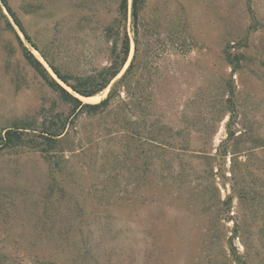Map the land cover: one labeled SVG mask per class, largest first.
I'll list each match as a JSON object with an SVG mask.
<instances>
[{
    "label": "rangeland",
    "instance_id": "374dc122",
    "mask_svg": "<svg viewBox=\"0 0 264 264\" xmlns=\"http://www.w3.org/2000/svg\"><path fill=\"white\" fill-rule=\"evenodd\" d=\"M121 1L8 0L32 45L0 2V132L21 119L38 126L70 109L26 63L22 47L52 76L39 51L62 72L93 73L108 65L104 28ZM123 25L130 40L123 70L135 54L130 85L148 115L126 117L117 106L121 92L102 118H74L63 153L52 161L27 146L0 149V264H96L97 251L106 250L98 240L103 221L112 222L113 253L102 264H238L225 243L234 223L248 242L244 249L235 238L236 251L247 255V264H264V0H147L136 49L131 0ZM227 50L239 56L236 71L225 60ZM115 80L94 100L78 98L99 103ZM229 80L235 85L232 130L246 140L237 157L246 164V198H233L226 213L232 220L224 221L211 204L230 195L228 183L215 179L218 194L209 190L208 197L185 194L209 184L193 158L215 154L227 136ZM132 130L142 132L134 139L153 157L149 164L131 150ZM225 162L229 168L230 156ZM211 236L221 241L213 244ZM93 243L99 247L92 256L78 255Z\"/></svg>",
    "mask_w": 264,
    "mask_h": 264
},
{
    "label": "trees",
    "instance_id": "16d2710c",
    "mask_svg": "<svg viewBox=\"0 0 264 264\" xmlns=\"http://www.w3.org/2000/svg\"><path fill=\"white\" fill-rule=\"evenodd\" d=\"M146 1L147 0H131V17L133 23L135 49L137 47L136 36L138 32L139 15ZM0 2L9 14L10 18L13 20L14 24L21 30L27 42L31 44L29 36L23 29L21 21L11 9L8 0H0ZM126 16L127 0H122L117 10V17L104 28V36L106 41L110 43L108 65L99 69H95L93 73L86 75H74L62 72V70L57 67L43 52L39 51L41 57L46 62L52 73L63 85L70 88L72 93H70L59 82H57L49 73V71L43 66V64L27 48L24 46L22 47L23 57L26 63L38 74L43 82L58 95L59 100L69 106L70 109L65 117L58 116L56 120H50L49 122L44 121L39 123L38 126L35 124L36 121L34 122L30 119H21L18 122H15L11 127L5 128L2 132H0L1 150L18 146H27L32 149H38L45 154L48 160L52 161L53 158H55L56 153L58 151H62V148L60 147L61 142L68 135L69 128L74 127V118L77 119L80 117V120L84 121L83 123L102 118L111 111V103L113 99L116 96L120 97L121 92L125 95V98L119 99L120 101L117 106H122L126 117L133 118L136 113H140V115L143 113L145 116L148 115L146 114L148 113L146 112V106L141 108V105L145 102L144 98H142L137 93V91H133L130 85L131 77L134 75L132 73L136 58L135 54L133 55L128 66L125 68V70H123L128 61L130 53V40L123 25L124 20H126ZM225 60L232 68V71L237 70L240 61L237 54L233 55L229 50H227L225 52ZM119 75L120 77L116 79ZM114 80L115 82L110 88L106 98L101 100L99 103L87 104L75 97V95H79L83 98L96 96L100 92L104 91ZM136 84L138 83L136 82ZM225 89L226 99L223 105L225 113L229 114V120L226 124L227 136L220 143L215 154L210 155L200 153L193 158L194 160L199 161L200 166L202 165V169H200L202 182L208 181L209 184L203 187H192L191 189L188 187L186 192L187 194L185 195L188 198H192L193 196H196V193H198L201 197H208L210 194V192L208 193L209 190H217V187L214 185L215 179L219 178V180L222 181L220 185L223 187L228 183L231 191L230 195L226 196L224 200H221L219 197L216 198V202H213L211 206L213 208L215 207L214 211L217 219L229 221L232 219L228 218L226 213L228 214L232 208L231 204L233 198H237L239 202L244 201L246 198V193L244 192L241 185L243 182L242 171L245 170L246 164H242L237 159L241 153L240 145L245 144L246 140H244L243 136L236 135V133L232 130L233 118H235V105L233 102L235 95L234 82L229 80V82L226 83ZM130 137L134 142L133 144L135 145L131 148V150L136 152L140 158L141 164L146 165L145 159H148L149 164L153 157H149L150 154L148 151H142L140 149V144L138 143L139 140L134 139H140L142 137V132L132 130ZM255 145L256 148H263L261 142L256 141ZM151 149H155V146H152ZM227 156H230L229 168H226L225 160L227 159ZM164 158V155L160 156V159L164 160ZM179 166L181 167V163ZM215 169L217 170L214 171ZM144 171L145 169L143 172ZM178 173L180 174L181 172L178 171ZM179 174L176 176L175 181L180 179ZM145 179H150L148 166H146ZM210 182H213V184H210ZM162 183L163 185L166 184V182ZM189 183L191 182L189 181ZM208 187L210 189H208ZM119 220H123V218L121 217ZM103 222V224H101L102 222L97 223L103 227V229L99 230L98 240L101 248L106 250L101 252L95 250V248L97 249L99 247V244L93 243V245L90 247L84 244L80 254H78L83 256H92L94 251H97L98 254L94 257L96 264H102V259L104 258L106 262H108L110 260L111 254L113 253V248L108 246L111 245V240L107 237L112 231V222ZM118 233L119 231H114L113 235L117 236ZM211 238L213 240L211 243L213 244L215 243V240L220 239L216 236H211ZM235 238L240 239L244 249L248 248V242H246L247 239L245 238L244 230L238 225V223H234L232 235L225 239V243L234 262L238 264H247V255H241L234 247L233 240Z\"/></svg>",
    "mask_w": 264,
    "mask_h": 264
},
{
    "label": "water",
    "instance_id": "95a60500",
    "mask_svg": "<svg viewBox=\"0 0 264 264\" xmlns=\"http://www.w3.org/2000/svg\"><path fill=\"white\" fill-rule=\"evenodd\" d=\"M51 73H52V71H51ZM52 74H53V73H52ZM53 76H54V78H55L56 80H58L57 77H56L54 74H53ZM62 86H63L65 89H69V90H70V91H69L70 93L72 92V90H71L70 88L66 87L65 85H62ZM78 96H79V95H77V96H75V97L78 98Z\"/></svg>",
    "mask_w": 264,
    "mask_h": 264
},
{
    "label": "bare ground",
    "instance_id": "6f19581e",
    "mask_svg": "<svg viewBox=\"0 0 264 264\" xmlns=\"http://www.w3.org/2000/svg\"><path fill=\"white\" fill-rule=\"evenodd\" d=\"M82 98V97H81ZM98 98V96H93V97H87V98H84L86 101H91V100H94Z\"/></svg>",
    "mask_w": 264,
    "mask_h": 264
}]
</instances>
